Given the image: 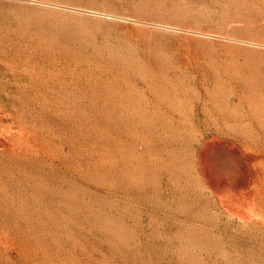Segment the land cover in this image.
I'll use <instances>...</instances> for the list:
<instances>
[{"label":"rangeland","instance_id":"374dc122","mask_svg":"<svg viewBox=\"0 0 264 264\" xmlns=\"http://www.w3.org/2000/svg\"><path fill=\"white\" fill-rule=\"evenodd\" d=\"M261 169L264 0H0V264H264Z\"/></svg>","mask_w":264,"mask_h":264},{"label":"bare ground","instance_id":"6f19581e","mask_svg":"<svg viewBox=\"0 0 264 264\" xmlns=\"http://www.w3.org/2000/svg\"><path fill=\"white\" fill-rule=\"evenodd\" d=\"M210 143H211V142H210ZM216 144H217V143H216ZM226 144H227V143H226ZM228 144H229V143H228ZM228 144H227V145H228ZM210 145H211V144H210ZM214 145H215V144H214ZM214 145H212V146H214ZM210 147H211V146H210ZM214 147H215V146H214ZM220 147H221V145H220ZM220 147H219V148H220ZM250 147H251V146H250ZM222 148H224V147H222ZM227 149H228V148H227ZM232 150L234 151V149H232ZM255 151H256V150H255ZM257 153H258V152H257ZM209 154H210V153H209ZM248 154H249V153H248ZM207 156H208V155H207ZM259 158H260V157H259ZM229 159H230V158H229ZM236 159H237V157H236ZM206 160H207V159H206ZM238 160H239V159H238ZM236 161H237V160H236ZM258 161H259V160H258ZM262 162H263V159H262ZM206 163H207V162H206ZM237 163H239V161H238ZM238 165H239V164H238ZM243 166H244V165H243ZM251 166H252V165H251ZM240 167H241V165H240ZM245 167H246V165H245ZM260 167H261V166H260ZM234 168H235V167H234ZM250 169H251V168H250ZM250 169H249L248 171H250ZM244 170H245V169H244ZM246 170H247V168H246ZM224 171H226V170H224ZM248 171H247V174H248ZM261 171H262V169H261ZM262 172H263V171H262ZM263 173H264V172H263ZM259 174H260V172H259ZM227 175H228V174H227ZM248 175H249V174H248ZM212 176H213V173H212ZM214 176H217V175H214ZM261 176H262V174H261ZM224 177H225V176H224ZM234 177H235V176H234ZM222 178H223V177H222ZM227 178L229 179L228 176H227ZM214 179H215V177H214ZM220 179H221V178H220ZM261 179H262V178H261ZM218 180H219V179H218ZM215 182H217V181L215 180ZM229 182L231 183V179H230ZM234 182H235V181H234ZM247 182H249V181H247ZM260 182H262V181H260ZM217 183H218V182H217ZM223 183H224V181H223ZM232 183H233V182H232ZM235 183H236V182H235ZM225 184H226V183H225ZM228 185H229V184H228ZM240 185H241V183L239 184V186H240ZM230 186H232V184H231ZM233 186H234V185H233ZM239 186H238V184H237V187H239ZM243 186H244V185H243ZM254 186H256V185L254 184ZM235 187H236V186H235ZM237 187H236V188H237ZM247 187H248V186H247ZM259 188H260V187H259ZM237 189L239 190V189H241V188L239 187V188H237ZM247 189H248V188H247ZM249 189H250V188H249ZM251 189H252V188H251ZM255 190H256V189H255ZM240 191H241V190H240ZM245 191H247V190H245ZM263 191H264V190H263ZM263 191H261V192H263ZM231 192H232V191H231ZM231 192H230V193H231ZM241 193H242V192H241ZM244 193H245V192H244ZM227 194H228V193H227ZM232 194H233V193H232ZM237 194H238V193H237ZM251 194H252V193H251ZM263 194H264V193H263ZM224 195H226V194H224ZM233 195L236 196L235 194H233ZM239 195H240V194H239ZM222 196H223V195H222ZM228 196H229V195H228ZM240 196H241V195H240ZM240 196H239V197H240ZM254 196H257V195H254ZM230 197H231V195H230ZM257 197H258V196H257ZM259 197H260V196H259ZM262 197H263V196H262ZM233 198H234V197H233ZM242 198H243V197H242ZM250 198H251V197H250ZM231 199H232V198H231ZM234 199H235V198H234ZM237 199H238V198H237ZM251 199H252V198H251ZM251 199H250V201H251ZM259 199H260V198H259ZM262 199H263V198H262ZM253 201H254V199H253ZM260 201H261V199H260ZM235 202H236V201H235ZM239 203H241V202H239ZM253 203H254V202H253ZM255 203H257V202H255ZM234 204H235V203H234ZM260 204H261V203H260ZM239 205H240V204H239ZM244 205H245V204H244ZM262 205H264V203H263ZM251 206H252V205H251ZM251 206H250V207H251ZM254 206H255V205H254ZM257 206H259V205H257ZM246 207H247V205H246ZM259 207H261V206H259ZM259 207H258V208H259ZM242 208H243V207H242ZM254 208H255V207H254ZM249 209H250V208H249ZM260 209H261V208H260ZM231 210H232V209H231ZM244 210H245V209H244ZM244 210H243V211H244ZM247 210H248V208H247ZM257 211H258V210H257ZM237 212H238V211H237ZM232 213H233V212H232ZM247 213H248V212H247ZM230 214H231V213H230ZM230 214H229V215H230ZM250 214H251V213H250ZM255 214H256V210H255ZM255 214H254V215H255ZM234 215H235V214H234ZM241 215H242V212H241ZM245 215H246V214H245ZM254 215H253V216H254ZM262 215H263V214H262ZM262 215H261V216H262ZM235 216H236V215H235ZM250 216H251V215H250ZM256 216H257V215H256ZM231 217H232V216H231ZM238 217H239V216H238ZM238 217H237V218H238ZM240 217H241V216H240ZM242 217H243V216H242ZM242 217H241V218H242ZM233 218H236V217H233ZM248 218H249V217H248ZM258 218H260V217H258ZM258 218H257V219H258ZM249 220H250V219H249ZM240 221H241V220H240ZM260 222H261V221H260ZM248 223H249V222H248ZM261 223H262V222H261ZM244 224H246V223H244ZM259 224H260V223H259ZM260 225H261V224H260Z\"/></svg>","mask_w":264,"mask_h":264}]
</instances>
